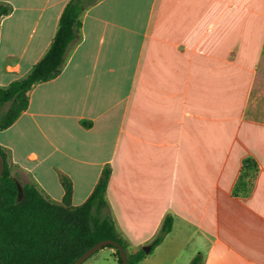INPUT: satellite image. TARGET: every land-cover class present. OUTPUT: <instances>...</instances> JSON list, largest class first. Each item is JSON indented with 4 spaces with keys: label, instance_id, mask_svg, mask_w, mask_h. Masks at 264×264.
Returning <instances> with one entry per match:
<instances>
[{
    "label": "crops",
    "instance_id": "crops-1",
    "mask_svg": "<svg viewBox=\"0 0 264 264\" xmlns=\"http://www.w3.org/2000/svg\"><path fill=\"white\" fill-rule=\"evenodd\" d=\"M68 1L0 0L13 8L0 24V86L25 76L44 56ZM235 1L247 0H98L87 8L81 38L62 72L35 85L28 108L0 129L17 184L36 183L46 197L62 202L61 176L67 175L77 206L110 164L107 201L126 241L143 224L148 230L137 246L153 240L172 214L173 229L154 250L183 237L196 242L190 251L187 243L180 245L182 264L199 254L201 264H264V146L253 151L240 141L234 149L228 142L232 125L216 113L217 86L223 80L221 87L227 86V61L219 78L214 70L203 74L195 57H186L183 68L163 76L170 85L162 91L163 118L135 115L156 33L162 31L163 48L174 54H181L182 44L199 47L203 33L219 31L227 48ZM180 33H190L189 44ZM223 101L227 111L226 94ZM175 110L177 119L165 118ZM248 154L259 160L261 172L253 192L237 197L233 189ZM115 252L111 247L114 258Z\"/></svg>",
    "mask_w": 264,
    "mask_h": 264
},
{
    "label": "trees",
    "instance_id": "trees-1",
    "mask_svg": "<svg viewBox=\"0 0 264 264\" xmlns=\"http://www.w3.org/2000/svg\"><path fill=\"white\" fill-rule=\"evenodd\" d=\"M98 0H69L59 20L57 32L44 56L23 77L0 86V129L11 126L29 106V92L35 85L56 78L63 70L71 46L81 38L84 11ZM10 4L0 2V24L10 14ZM8 105V107H6ZM5 169L0 184V260L4 264H73L90 247L104 239H113L127 250L128 264H140L148 252L140 248L130 252L128 242L120 235L112 216L107 189L113 172L107 164L89 196L81 205H73V182L61 176L65 190L62 202L44 195L36 183L23 185L22 196L13 176L6 150ZM260 166L252 156L243 160L240 176L234 186L235 196L249 195ZM174 217L168 214L151 241V251L172 231ZM116 249L123 264L120 249ZM150 251V252H151ZM197 255L190 264H201Z\"/></svg>",
    "mask_w": 264,
    "mask_h": 264
},
{
    "label": "rangeland",
    "instance_id": "rangeland-1",
    "mask_svg": "<svg viewBox=\"0 0 264 264\" xmlns=\"http://www.w3.org/2000/svg\"><path fill=\"white\" fill-rule=\"evenodd\" d=\"M228 18L233 21L234 30L228 33L227 43L231 46L227 48L222 47L220 44L225 33L219 31L207 33L206 35L203 33V40L199 47L191 48L182 44L178 48L181 54H174L172 49L163 48L159 37L162 31L160 32L159 30L156 33L158 35L155 37L152 61L143 68L142 90L140 91L141 108H137L135 115L140 120H161L163 118L162 91L163 88L170 87V85L165 84L163 76L165 73H176L180 68H183L186 57L194 56L196 66L201 67L203 74L214 70L218 72L219 78L221 76L219 71L223 67L225 69L224 61H227V86L221 87L222 84L225 86L224 80L222 84L219 82L217 86L216 108L218 111L216 113L219 119L228 120L229 127L232 125V139L229 137L228 142L230 143L233 140L234 149L239 146L240 141H244L254 151L257 146L258 148H261L262 145L264 146V0H247L243 1V3L235 1L234 13ZM180 34L187 36L185 43L189 44L190 33ZM171 38L173 39V37ZM164 57L168 58L167 63ZM171 57H175L174 60L171 61ZM231 76L232 78L230 79ZM167 82L171 83V81ZM225 94L228 97L227 111H225V101H223ZM152 106L154 110H152ZM165 118L177 119L176 110L174 112H166ZM247 156L254 157L260 166V171L256 178L257 181L261 172L260 162L252 154H248L245 157ZM261 182L262 195L259 207L264 214V176ZM18 184L21 197L22 184L21 182ZM241 196L248 195L243 194ZM147 230L148 225L143 224L138 233H133L131 241H127L130 252H135L151 243L152 240L139 247L137 246ZM182 238H171L159 250H154V252L152 250L151 253H153L148 258V264H182L183 256L180 254V245L187 243ZM188 242L187 250L190 251L196 240ZM110 250V246H104L82 264H120L117 253L115 252L114 258Z\"/></svg>",
    "mask_w": 264,
    "mask_h": 264
},
{
    "label": "water",
    "instance_id": "water-1",
    "mask_svg": "<svg viewBox=\"0 0 264 264\" xmlns=\"http://www.w3.org/2000/svg\"><path fill=\"white\" fill-rule=\"evenodd\" d=\"M4 169H5V157L0 152V184H1L2 175L4 173ZM0 206H1V200H0ZM111 244L117 246L120 249L123 264H128L127 250L125 249L123 244L113 239H104V240L99 241L98 243L90 247L85 253H83L73 264H82L86 259H88L96 251L103 248L104 246L111 245ZM143 248L148 253L151 251V247L149 245L144 246ZM0 264H4V263L0 260Z\"/></svg>",
    "mask_w": 264,
    "mask_h": 264
}]
</instances>
